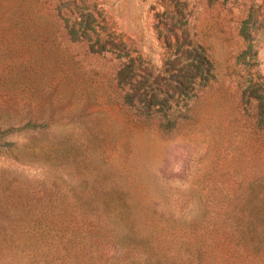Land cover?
<instances>
[{
    "label": "rangeland",
    "instance_id": "374dc122",
    "mask_svg": "<svg viewBox=\"0 0 264 264\" xmlns=\"http://www.w3.org/2000/svg\"><path fill=\"white\" fill-rule=\"evenodd\" d=\"M0 264H264V0H0Z\"/></svg>",
    "mask_w": 264,
    "mask_h": 264
},
{
    "label": "trees",
    "instance_id": "16d2710c",
    "mask_svg": "<svg viewBox=\"0 0 264 264\" xmlns=\"http://www.w3.org/2000/svg\"><path fill=\"white\" fill-rule=\"evenodd\" d=\"M94 32V30H91ZM92 45V44H91ZM96 45H100L97 50ZM91 49L96 53H120L130 62L133 60L129 56V52L123 43L118 41H108L101 44L100 40H97L95 44L91 46ZM198 50V49H197ZM201 50V48H200ZM194 52H190L189 59L193 60V63L189 65V72L186 76V81L179 83L174 90L173 95L168 94V98L159 100L157 95L152 98H148L146 95L137 98L135 95L134 74L132 66L126 67L127 70L120 71L118 78L120 84L127 88L124 96V104L128 109L139 118L154 119L159 116L162 119L163 124L169 126L173 125L176 113L187 112L189 105L194 101L200 91L207 86L209 81L213 78L212 66L203 50L199 51V54L194 55ZM127 71V72H126ZM170 95V96H169ZM177 98V99H176Z\"/></svg>",
    "mask_w": 264,
    "mask_h": 264
}]
</instances>
